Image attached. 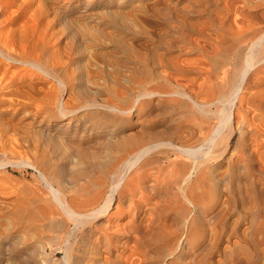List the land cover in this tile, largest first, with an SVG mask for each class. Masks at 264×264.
<instances>
[{
	"label": "rangeland",
	"instance_id": "rangeland-1",
	"mask_svg": "<svg viewBox=\"0 0 264 264\" xmlns=\"http://www.w3.org/2000/svg\"><path fill=\"white\" fill-rule=\"evenodd\" d=\"M23 1L25 7L21 11L17 5H13L9 8L10 12L4 11L0 14V20L3 18L4 22L0 21V27L8 22L10 15L16 16L20 12L22 16V13H25L21 17V23L27 22V30L35 37L32 42L37 43V37L41 36V53L43 57L49 58L45 65L55 78L42 75L32 66L21 65L20 72H10L0 80V121L6 128L5 132H0V157L2 152L16 157L23 152L20 144L26 148L34 146L29 137L21 136V129L14 128L20 124L22 129L30 131L45 130L51 136L49 144L52 145L58 162L65 165L66 173L74 174L83 173L92 164L102 163L117 154L112 145L120 136L135 134L138 131L145 133L149 131L150 125L157 131H163L173 125L176 114L166 111L165 104L168 101L165 99L176 95H154L150 98L141 97L142 99L137 101L134 99L136 90L141 87L146 64L151 61L159 68L163 91L191 92L190 84L186 80H176L181 76L174 73V66L188 71L191 79L194 75L196 85L202 83L201 80L205 77L203 70L218 68L231 57L227 50L221 57H210L205 55L200 46L208 41L207 44L215 42L225 48L226 41L223 36L229 34L226 30L249 27L252 22L245 11L256 4L255 0ZM232 16L237 21L232 19ZM223 41L225 43H222ZM244 50L245 46L238 56V69L243 62ZM162 58L166 62L164 66L160 63ZM230 69L228 75L220 72L217 76L215 97L227 91V79L234 71L233 67ZM57 79H61L62 83ZM30 83L33 86H30ZM119 84L124 91L122 94L111 96L113 105L121 106L119 108L132 105L134 110L132 109L131 114L124 112L107 116L109 124L106 127H86L70 134L74 138V144L84 145L83 149L73 154L72 138L67 137L68 129L65 127L69 123L76 125L78 119L74 116L71 118L72 122H69V118H62L58 113V103L65 102L67 106H73L90 98H97L106 103L108 92L112 94ZM147 100H150L149 105L145 104ZM217 106L218 104L213 105V108ZM36 111L40 114L33 120V113ZM85 111L88 110H83L78 116H83ZM249 112L250 122L244 130L248 144L244 147L237 144V148L233 150L237 142H234L235 138L240 134L227 137L225 150L198 167L187 185L190 187L192 184L194 191H200L201 187L198 189V186L201 184L207 186V189H204L209 195H213L212 202L207 206L209 211L230 207L224 222L217 226L207 221L208 218L200 206L185 201L176 189L177 186L159 184L157 189L154 188L151 192L157 190L159 197H164L173 204V208L168 207L165 210V214L169 215L166 223L170 226L166 234L171 238L172 245L167 243V238L161 241L154 235L150 238L144 255L131 251L133 241L124 238L120 239L124 247H116L121 257H128L127 259H132L135 264H264V147L256 145L251 148L249 142V135L254 128L262 131L264 112L254 108ZM215 120L216 118H212L210 122ZM188 126L186 136L181 139L183 144L198 145L210 130L208 123L196 116H192ZM206 130L208 133H204ZM96 138L97 144L87 145V142ZM256 138L258 142H264L263 133L257 132ZM240 149L244 152L246 160L234 164L233 156H236ZM181 159L190 161L186 157ZM20 167L9 165L7 173H0L11 179L6 183L0 182V195L4 196L0 199V264H48L45 261L47 257L53 258L52 264H58L64 253L59 251L57 243L44 230L46 222L37 220L26 227L19 222L35 204H39V197L43 200L49 199L38 171L28 165ZM201 169L206 172L202 173ZM152 174L155 175L156 171H152ZM163 175L166 179L171 176L168 170ZM221 192L229 195V203L218 196ZM254 195H258L257 199H254ZM167 210L171 212L167 213ZM116 217L114 219H120V216ZM108 218L102 222H106ZM39 223L41 224L38 225ZM192 223L193 231L198 226L202 229L199 236L188 239ZM222 227L225 228L222 240H225L227 235L231 237L235 230L242 231L243 234L240 238L223 244L224 247L222 240L215 238V231ZM21 247L23 250L16 249Z\"/></svg>",
	"mask_w": 264,
	"mask_h": 264
},
{
	"label": "bare ground",
	"instance_id": "bare-ground-1",
	"mask_svg": "<svg viewBox=\"0 0 264 264\" xmlns=\"http://www.w3.org/2000/svg\"><path fill=\"white\" fill-rule=\"evenodd\" d=\"M245 1L254 2V0ZM255 1L256 4L245 11L252 23L246 29L240 28L231 31L227 29V34H229L223 36L227 46L224 41L222 42L225 43V48H221L220 44L215 42L207 44V40L205 44L200 46L205 55L210 57H221L225 50L231 57L230 60L225 61L218 68L215 66L214 69L203 70L205 77L201 80L202 83L196 85L193 80L194 75L191 79L188 71L174 66V73L181 76L180 79L176 78V80H181V82L186 80L190 84L191 92L163 91L160 84L162 74L159 73V68L154 66L151 61L146 64L143 70L142 83L140 82L142 88L136 90L137 94L134 99L136 98L137 101L142 99L141 97L150 98L154 95L172 97L176 95V97L165 99L168 101L165 104L166 111L176 114V117L173 119V125L163 131H157L153 125H150L149 131L145 133L138 131L135 134L120 136L118 141L112 145V149L117 152L112 158L102 163L92 164L83 173H66L65 165L58 162L54 149L49 144L51 136L45 130L43 132L39 129L30 131L26 128L22 129L23 126L20 124V126H14L16 130L21 129V136L29 137L34 146L26 148L20 144L23 152H20L16 157L8 156L2 152L0 173H7L9 165L16 167L28 165L38 171L40 179L46 186L49 199L43 200L42 197H39V204H35L19 222L23 227H26L27 224L31 225L37 220L46 222L47 225H45L44 230L57 243L59 251L64 253L58 264H135L132 259L121 257L118 254L116 247H124L120 240L124 238L133 241L131 251H138L144 255L149 240L154 235L161 241H165L167 238L169 241L167 243L171 246L172 240L166 234L170 228L166 223L169 215L165 214V210L173 204L171 201L168 202L166 198L159 197L157 190L151 192L152 189H157L159 184L177 186L176 189L179 190L185 201L191 204L194 202L200 206L202 212H205L208 218L207 221L213 222L217 226L224 222L230 207L225 210L209 211L207 206L209 202H212L213 195H209L205 190L207 186L201 184L198 186V189L201 187V190L194 191L192 190V184L190 187H187V185L192 179V173L198 167L200 168L210 159L217 157L222 150H225L227 137L240 134L239 137L235 138L234 142H237L233 150L237 148V144H241L243 147L248 144L244 130L248 125L247 123L250 122V120L248 121V115L251 113L249 111L254 108L264 112V88H262L264 87V0ZM24 4L23 0H0V14L4 11L10 12L11 9L9 8L13 5H17L19 11H21L25 7ZM23 14L25 13H22V16ZM22 16L20 12L16 16L10 15L8 22L0 27V80L4 79L10 72H20L21 65L32 66L35 70L40 71L42 75L45 74L55 78L54 74L45 65L46 61L49 62V58L43 57L41 53V47L39 46L41 36L37 37V43L32 42L35 37L31 34L32 32L30 33L27 30V22L21 23ZM232 19L235 20L234 17ZM0 21L4 23L3 18ZM52 40L55 42L54 39ZM213 40L215 41V39ZM244 46L243 62L238 69V56H240ZM160 63L164 66L166 62L162 58ZM230 67H233L234 71L227 79L229 85L227 91L215 97L214 91L218 87L216 78L220 72L228 75L231 71ZM57 80L62 83L61 79ZM135 81L139 82L138 80ZM29 85L33 86L31 83ZM260 88L262 89L256 90ZM123 91L124 88L119 84L118 87L114 88L112 94L108 92L109 97L106 103L100 102L97 98L82 100L79 104L73 106H67L65 102H59L57 108L62 118H69V122H72L71 118L74 116H77L76 119H78L76 125L69 122L66 125L65 129H68L67 137L72 138L71 135L81 130V128L108 126L107 116L124 112L130 113L133 109L132 105L128 108H119L121 106L113 105L111 96L122 94ZM139 104L141 103L139 102ZM145 104L149 105L150 100H147ZM216 104L218 106L214 109L213 105ZM83 110L88 111H85L83 116H78ZM39 114L38 111L33 113V120L37 119ZM192 116L207 122L210 129L209 133L207 130L204 132L208 134L195 146L187 143L183 144L181 141L186 136ZM212 118H216L213 123L210 122ZM88 124L90 125L87 126ZM5 130V124L0 121V132H5ZM259 130L254 128L252 134L249 135L251 148L256 145L264 147V142H258L256 138L257 132L264 134V127H262V131ZM238 131L239 133H237ZM71 142L73 144V154L84 147L81 143L79 145L74 144V138ZM97 143L96 138L91 142H87V145ZM182 157H186L190 161L182 160ZM233 159L235 164L246 160V156L241 150L236 156H233ZM166 170L171 175L168 179L163 175ZM152 171H156V174H152ZM200 171L202 173L206 172L205 169ZM9 180L11 179L8 176L0 174L1 183H6ZM218 196L222 200L230 202L229 195L225 192H221ZM3 197L0 195V199ZM257 197L258 195H254V199H257ZM112 209L115 210L111 212ZM166 212L170 213L171 211L167 210ZM116 216H120L122 221L114 219ZM106 217L109 218L106 219V222H102ZM193 227L194 224H190L188 239L199 236L201 232V226H198L194 231L192 230ZM224 231L225 228L223 227L215 231L216 240L224 239ZM232 233L231 237L227 235L226 239L221 241L222 246L234 238H240L243 234L239 230ZM44 235L46 236V234ZM16 249L23 250V247ZM45 261L52 264L53 258L47 257Z\"/></svg>",
	"mask_w": 264,
	"mask_h": 264
}]
</instances>
